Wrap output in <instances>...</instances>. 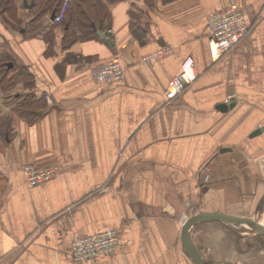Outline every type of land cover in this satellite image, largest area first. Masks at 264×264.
Instances as JSON below:
<instances>
[{"label":"crops","instance_id":"obj_1","mask_svg":"<svg viewBox=\"0 0 264 264\" xmlns=\"http://www.w3.org/2000/svg\"><path fill=\"white\" fill-rule=\"evenodd\" d=\"M102 2L95 32L101 24L112 46L63 39L51 14L32 23L33 0H15L14 19L0 11V59L32 82L0 91V264H193L181 243L191 217L264 226V0H235L250 33L216 61L206 20L229 0ZM162 49L171 53L141 63ZM188 58L196 79L169 102ZM116 60L125 85L95 83L91 73ZM29 91L41 101L31 121L11 112ZM26 164L56 175L29 188ZM107 230L121 247L72 260L74 239ZM231 232L205 222L188 235L204 264H264V236Z\"/></svg>","mask_w":264,"mask_h":264},{"label":"built area","instance_id":"obj_2","mask_svg":"<svg viewBox=\"0 0 264 264\" xmlns=\"http://www.w3.org/2000/svg\"><path fill=\"white\" fill-rule=\"evenodd\" d=\"M70 0H62L51 20L52 25L60 27L68 10ZM206 33L208 48L212 61H216L222 54L233 51L250 33V27L246 22L241 8L235 0H229L222 10L210 14L206 20ZM170 50L162 49L142 57L141 63L150 65L159 59L169 55ZM95 83L125 85V69L116 60L100 67L91 73ZM196 79L193 60L186 59L178 75L172 77L165 89V98L172 101L179 96L186 87L193 84ZM20 171L29 188L37 187L50 181L56 175L54 168H39L31 164L21 166ZM121 247L118 235L114 230L99 232L90 236L80 237L71 243V257L75 263L98 259Z\"/></svg>","mask_w":264,"mask_h":264},{"label":"trees","instance_id":"obj_3","mask_svg":"<svg viewBox=\"0 0 264 264\" xmlns=\"http://www.w3.org/2000/svg\"><path fill=\"white\" fill-rule=\"evenodd\" d=\"M15 0H0V11L9 18H15ZM62 0H33L32 23L39 21L46 14H54ZM107 3H115L121 0H105ZM108 12L102 0H70L69 7L63 20V27L66 30L63 39H77L76 34L83 38H96L95 29L98 23L105 22ZM32 31V30H31ZM34 31V30H33ZM32 31V33H33ZM30 34V33H29ZM18 84H23L25 88L32 85L31 76L25 73L22 68H16L10 57L0 59V91L10 92ZM41 101H37L32 92H27L20 102H18L11 112L19 117L31 121L35 118L39 110ZM10 113V112H9ZM8 119V117H7Z\"/></svg>","mask_w":264,"mask_h":264},{"label":"water","instance_id":"obj_4","mask_svg":"<svg viewBox=\"0 0 264 264\" xmlns=\"http://www.w3.org/2000/svg\"><path fill=\"white\" fill-rule=\"evenodd\" d=\"M24 5H26V0H24ZM31 7L32 5L26 8L30 9ZM53 18L54 14H51V20ZM95 34L96 37L104 41L106 45L112 46V42L106 38V33L102 31L101 24L99 25L98 31H96ZM229 106L231 107L232 105ZM229 106L224 104L221 105L218 109L221 111H225ZM205 222L218 223L220 225L225 226L233 233L243 235L246 238H259L264 236V227L256 226L248 219L218 213L195 215L185 222L181 231L182 246L184 248L185 253L193 264H204V261L201 258V255L199 254L197 249L195 248L194 244L191 242L188 232L193 227Z\"/></svg>","mask_w":264,"mask_h":264},{"label":"rangeland","instance_id":"obj_5","mask_svg":"<svg viewBox=\"0 0 264 264\" xmlns=\"http://www.w3.org/2000/svg\"><path fill=\"white\" fill-rule=\"evenodd\" d=\"M69 7V6H68ZM6 56V54H4L3 55V57H5ZM2 57V58H3ZM11 62L13 63V65L17 68H20V65H18L16 62H15V60L11 57ZM231 233H233V232H231ZM233 235H235L236 237H238L239 236V234H236V233H233Z\"/></svg>","mask_w":264,"mask_h":264},{"label":"bare ground","instance_id":"obj_6","mask_svg":"<svg viewBox=\"0 0 264 264\" xmlns=\"http://www.w3.org/2000/svg\"><path fill=\"white\" fill-rule=\"evenodd\" d=\"M264 227V226H263Z\"/></svg>","mask_w":264,"mask_h":264}]
</instances>
